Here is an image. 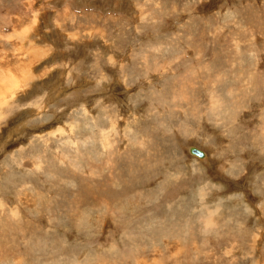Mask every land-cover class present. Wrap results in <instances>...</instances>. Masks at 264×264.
I'll list each match as a JSON object with an SVG mask.
<instances>
[{"label": "rangeland", "instance_id": "1", "mask_svg": "<svg viewBox=\"0 0 264 264\" xmlns=\"http://www.w3.org/2000/svg\"><path fill=\"white\" fill-rule=\"evenodd\" d=\"M0 264H264V0H0Z\"/></svg>", "mask_w": 264, "mask_h": 264}, {"label": "water", "instance_id": "2", "mask_svg": "<svg viewBox=\"0 0 264 264\" xmlns=\"http://www.w3.org/2000/svg\"><path fill=\"white\" fill-rule=\"evenodd\" d=\"M189 153L191 155L199 158V159H204L205 158V153L202 150H200V149H198V148H196L194 146L189 148Z\"/></svg>", "mask_w": 264, "mask_h": 264}, {"label": "bare ground", "instance_id": "3", "mask_svg": "<svg viewBox=\"0 0 264 264\" xmlns=\"http://www.w3.org/2000/svg\"><path fill=\"white\" fill-rule=\"evenodd\" d=\"M197 148V147H196ZM199 149V148H198ZM200 150H202V149H200ZM203 152H204V150H202ZM205 153V152H204ZM205 157H206V153H205Z\"/></svg>", "mask_w": 264, "mask_h": 264}, {"label": "crops", "instance_id": "4", "mask_svg": "<svg viewBox=\"0 0 264 264\" xmlns=\"http://www.w3.org/2000/svg\"><path fill=\"white\" fill-rule=\"evenodd\" d=\"M199 126H202L201 124Z\"/></svg>", "mask_w": 264, "mask_h": 264}]
</instances>
